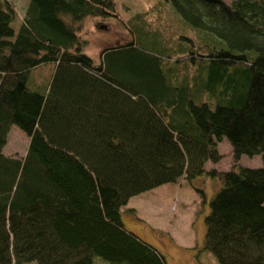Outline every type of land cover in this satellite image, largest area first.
<instances>
[{"label": "trees", "instance_id": "1", "mask_svg": "<svg viewBox=\"0 0 264 264\" xmlns=\"http://www.w3.org/2000/svg\"><path fill=\"white\" fill-rule=\"evenodd\" d=\"M16 15L0 0V264H167L121 210L180 180L203 202L201 175L220 187L200 250L264 264V0H154L128 20L115 0H28L15 30ZM85 18L131 39L96 63ZM12 126L23 155L3 153ZM223 138L233 164L206 170Z\"/></svg>", "mask_w": 264, "mask_h": 264}, {"label": "rangeland", "instance_id": "2", "mask_svg": "<svg viewBox=\"0 0 264 264\" xmlns=\"http://www.w3.org/2000/svg\"><path fill=\"white\" fill-rule=\"evenodd\" d=\"M15 5L17 15L12 27L17 30L28 0H10ZM118 12L123 20L133 13L143 12L154 0H115ZM230 5L234 0H222ZM80 36L86 41L84 53L94 62L99 60V52L117 43L129 41L131 35L116 19L85 18L78 23ZM28 143L26 135L16 126H12L7 136L4 154L23 155ZM221 158L218 162H206L204 168L219 171L228 170L233 164L232 149L223 138L218 143ZM238 164L249 168L262 165L259 155L248 157L241 155ZM194 187L204 192L202 202L197 192L186 180L178 183L160 185L131 198L121 210V219L126 229L142 241L153 245L165 257L167 264H217L216 259L207 251L200 250L204 243V217L209 212V201L220 187L218 180L201 175L192 180ZM134 210L132 213L129 210ZM189 241V245L185 246ZM200 250V251H199ZM35 264V263H32ZM94 264H107L94 257Z\"/></svg>", "mask_w": 264, "mask_h": 264}, {"label": "crops", "instance_id": "3", "mask_svg": "<svg viewBox=\"0 0 264 264\" xmlns=\"http://www.w3.org/2000/svg\"><path fill=\"white\" fill-rule=\"evenodd\" d=\"M185 242H187V244L185 245V246H187V247H193V245H189L190 243H189V241L188 240H185ZM154 246H156V247H159V245H158V243H157V241H155L154 243H152ZM152 245V246H153ZM155 247V248H156Z\"/></svg>", "mask_w": 264, "mask_h": 264}]
</instances>
